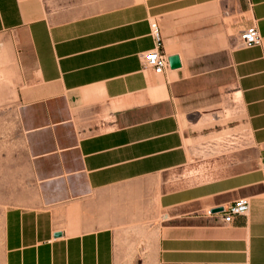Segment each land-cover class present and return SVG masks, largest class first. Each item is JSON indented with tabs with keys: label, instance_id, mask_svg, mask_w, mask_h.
<instances>
[{
	"label": "crops",
	"instance_id": "crops-1",
	"mask_svg": "<svg viewBox=\"0 0 264 264\" xmlns=\"http://www.w3.org/2000/svg\"><path fill=\"white\" fill-rule=\"evenodd\" d=\"M151 21L181 67H144ZM252 26L260 45L233 43ZM1 33L35 185L5 212L3 264H121L126 224L155 264H264V0H137L71 18L0 0ZM222 136L240 146L233 170L186 179ZM243 197L250 210L230 224L209 214Z\"/></svg>",
	"mask_w": 264,
	"mask_h": 264
},
{
	"label": "rangeland",
	"instance_id": "rangeland-1",
	"mask_svg": "<svg viewBox=\"0 0 264 264\" xmlns=\"http://www.w3.org/2000/svg\"><path fill=\"white\" fill-rule=\"evenodd\" d=\"M62 18L78 17L102 11L137 0H46ZM238 15L234 13L233 22ZM239 31L233 30V43L239 42ZM14 38L8 33L0 34V264L4 258V216L6 210L35 197V185L27 156L24 133L19 120L21 79L16 65ZM232 112H227L230 117ZM239 145L231 138L216 137L211 146L202 149L201 160L194 156L184 172L189 180L204 181L216 177L225 170H233L229 163L236 156ZM253 152L249 150L247 167ZM240 168V167H239ZM235 169V168H234ZM176 180L177 174L171 175ZM129 242L121 264H155L154 256L145 254L143 231L139 224H126Z\"/></svg>",
	"mask_w": 264,
	"mask_h": 264
},
{
	"label": "built area",
	"instance_id": "built-area-1",
	"mask_svg": "<svg viewBox=\"0 0 264 264\" xmlns=\"http://www.w3.org/2000/svg\"><path fill=\"white\" fill-rule=\"evenodd\" d=\"M26 1V0H19ZM151 34L155 42V48L141 55L145 68H150L154 72L161 74L170 67L169 56L161 50L163 44L162 32L157 21H151ZM262 36L256 26L249 27L240 31L239 43L242 47L257 46L262 43ZM264 169V163L262 165ZM250 199L247 197L239 198L228 208H223L219 212H209L211 215H218L223 224H230L235 216L247 215L250 210Z\"/></svg>",
	"mask_w": 264,
	"mask_h": 264
},
{
	"label": "water",
	"instance_id": "water-1",
	"mask_svg": "<svg viewBox=\"0 0 264 264\" xmlns=\"http://www.w3.org/2000/svg\"><path fill=\"white\" fill-rule=\"evenodd\" d=\"M169 64H170V68L172 69H176V68H179L181 67L182 63H181V59H180V56L179 55H172V56H169ZM223 208H216L214 210H212L213 213L215 212H219V211H222ZM61 234L60 233H56V236H60Z\"/></svg>",
	"mask_w": 264,
	"mask_h": 264
},
{
	"label": "bare ground",
	"instance_id": "bare-ground-1",
	"mask_svg": "<svg viewBox=\"0 0 264 264\" xmlns=\"http://www.w3.org/2000/svg\"><path fill=\"white\" fill-rule=\"evenodd\" d=\"M228 132V131H227Z\"/></svg>",
	"mask_w": 264,
	"mask_h": 264
}]
</instances>
